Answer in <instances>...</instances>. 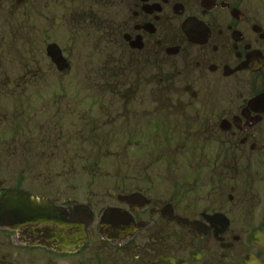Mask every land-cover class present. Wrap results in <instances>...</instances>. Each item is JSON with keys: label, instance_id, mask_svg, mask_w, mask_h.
I'll return each mask as SVG.
<instances>
[{"label": "flooded vegetation", "instance_id": "1", "mask_svg": "<svg viewBox=\"0 0 264 264\" xmlns=\"http://www.w3.org/2000/svg\"><path fill=\"white\" fill-rule=\"evenodd\" d=\"M8 193L0 264H264V0H0Z\"/></svg>", "mask_w": 264, "mask_h": 264}, {"label": "water", "instance_id": "2", "mask_svg": "<svg viewBox=\"0 0 264 264\" xmlns=\"http://www.w3.org/2000/svg\"><path fill=\"white\" fill-rule=\"evenodd\" d=\"M50 50L53 61L58 63L55 47H50ZM13 199H16L15 205ZM57 216H59V211L55 205L46 200H38L27 193H8L4 196L0 206V222L7 226L11 219H16L18 223H52Z\"/></svg>", "mask_w": 264, "mask_h": 264}]
</instances>
